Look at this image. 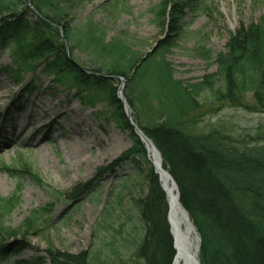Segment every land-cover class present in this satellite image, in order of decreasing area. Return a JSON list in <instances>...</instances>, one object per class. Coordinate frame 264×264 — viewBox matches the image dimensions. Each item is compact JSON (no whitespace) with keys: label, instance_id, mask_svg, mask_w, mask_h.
I'll return each instance as SVG.
<instances>
[{"label":"trees","instance_id":"obj_1","mask_svg":"<svg viewBox=\"0 0 264 264\" xmlns=\"http://www.w3.org/2000/svg\"><path fill=\"white\" fill-rule=\"evenodd\" d=\"M124 1L107 0L99 6L107 13ZM162 1L148 12L167 34L149 54L128 34L107 38L104 25L91 17L77 23L71 7L74 0H0V49H9L28 69L52 75L53 84L100 93L112 107L115 123L129 132L132 141L118 161L136 157L148 162L145 147L117 97L120 80L111 77L122 78L131 119L159 151L163 168L176 183L178 202L200 238L199 263L264 264V142L259 135L252 143H240L222 124L202 130L197 114L199 94L207 90L214 99L247 111L251 110L247 107L250 95L252 103L264 111V17L238 28L214 57L203 38L192 33L193 52L207 65L214 64L215 71L189 83L176 77L167 56L182 34L185 10L194 12L199 0ZM27 13L36 20L30 22ZM76 52L87 58L91 69L76 61ZM7 69L0 68V73ZM22 168L25 172L2 165L18 184L22 174L40 184L29 165ZM107 169L99 168L101 173L76 185L66 198L77 201L88 195ZM146 171L150 185L145 198L123 202L119 192L107 196L92 230V246L86 251L60 254L48 242L45 257L15 264H172L167 201L152 164ZM20 192L18 185L9 196L0 197V263L27 247L31 231L40 235L51 223L47 203L30 210L16 228L8 227L6 218L18 204ZM51 193L57 198L65 195ZM20 236L19 243H4Z\"/></svg>","mask_w":264,"mask_h":264},{"label":"rangeland","instance_id":"obj_2","mask_svg":"<svg viewBox=\"0 0 264 264\" xmlns=\"http://www.w3.org/2000/svg\"><path fill=\"white\" fill-rule=\"evenodd\" d=\"M74 1L71 7L77 23L91 17L104 25L107 38L128 34L143 47V53L167 34L152 22L148 12L162 0H125L108 14L99 6L107 0ZM185 13L182 34L167 58L178 79L195 83L214 73L215 65L209 66L196 56L192 50L196 39L191 34L201 36L214 57L224 50L238 28L264 17V0H199L194 12ZM27 18L30 22L36 20L33 13H27ZM74 57L91 69L83 54L76 52ZM2 67L8 69L0 73V197L9 196L21 186L19 202L7 216L6 225L16 228L30 210L47 203L51 223L40 235L31 231L27 247L0 264L45 257L48 242L60 254L86 251L92 246V230L109 194L119 192L123 202L147 196L150 180L146 170L151 164L148 154V162L136 157L118 161L131 148L132 141L129 132L117 126L112 107L100 93L53 84L52 75L22 66L9 49H0ZM29 86L34 88L30 92L26 90ZM198 101L200 129L222 124L240 143H252L259 135V141L264 142V111L252 103L250 95L248 111L214 99L210 90L200 93ZM13 110L15 113L9 112ZM3 164L24 172L22 164L29 165L40 184L27 174L18 178V184L17 178L2 169ZM104 166L108 169L94 190L77 201L66 198L76 185L91 181ZM52 190L65 195L57 198ZM21 238L10 237L4 243H19Z\"/></svg>","mask_w":264,"mask_h":264},{"label":"bare ground","instance_id":"obj_3","mask_svg":"<svg viewBox=\"0 0 264 264\" xmlns=\"http://www.w3.org/2000/svg\"><path fill=\"white\" fill-rule=\"evenodd\" d=\"M149 161L158 172L157 178L167 201L166 221L174 251L172 264H198V234L187 212L180 204L178 189L162 166V159L153 148L148 151ZM199 249V248H198Z\"/></svg>","mask_w":264,"mask_h":264},{"label":"water","instance_id":"obj_4","mask_svg":"<svg viewBox=\"0 0 264 264\" xmlns=\"http://www.w3.org/2000/svg\"><path fill=\"white\" fill-rule=\"evenodd\" d=\"M155 46H156V44L154 43V45H153V47L148 51V54L149 53H152V51L154 50V48H155ZM145 57L146 56H144L143 58H142V60L143 59H145ZM137 65H139V63L137 64ZM136 65V66H137ZM112 79H116V78H118L119 80H120V84H119V86H118V88H117V97H118V99L120 100V102L122 103V105H123V110H124V114H125V116L127 117V119H128V121L130 122V124H131V126H132V130H134V132H135V134H136V136L139 138L138 140H140L141 141V143L144 145V147H145V150H146V152L148 153V151L150 150V148H153L154 150H156V147L154 146V144L152 143V141L148 138V137H146V135L143 133V131H141L140 130V128L132 121V116H131V109H130V107H129V105H128V103L126 102V99L124 98V95H123V87H124V82H123V80H122V78H120V77H111ZM157 152H158V154L160 155V153H159V151L158 150H156ZM160 157H161V155H160ZM162 159V158H161ZM152 164V163H151ZM152 167H153V170H154V172H155V174H158V172L156 171V169L154 168V166H153V164H152ZM167 171V170H166ZM167 173H168V171H167ZM168 175H169V177L172 179V181H173V178L171 177V175L168 173ZM174 182V181H173ZM175 183V182H174ZM175 185H176V183H175ZM177 187V186H176ZM178 195V194H177ZM166 198H167V195H166ZM178 198H179V196H178ZM199 243H200V238H199V236H198V248H199ZM198 248H197V251H198ZM198 264H200L199 263V260H198Z\"/></svg>","mask_w":264,"mask_h":264}]
</instances>
